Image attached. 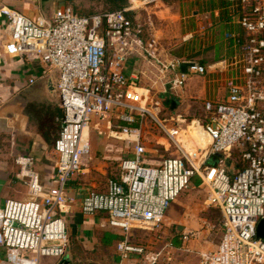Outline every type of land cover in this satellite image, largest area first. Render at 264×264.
<instances>
[{
  "label": "built area",
  "instance_id": "built-area-1",
  "mask_svg": "<svg viewBox=\"0 0 264 264\" xmlns=\"http://www.w3.org/2000/svg\"><path fill=\"white\" fill-rule=\"evenodd\" d=\"M222 1L228 3L231 22L239 26V31L225 33L232 55L208 66L189 62L171 88L182 87L194 75H207L211 67L219 76L215 82L226 93L205 100V119H194L187 127L181 126L185 121L181 115L172 125L168 124L175 121L172 113L160 118L157 109L168 111L165 104L152 94L138 92L145 89L138 87V76L127 74L129 61L142 54L131 8L86 16L68 5L48 19L0 8L9 19L6 52L40 60L44 64L41 77L56 73L63 111L57 117L61 127L52 184L48 187L41 180L32 155L15 159L18 177L27 185V198H7L0 206V264H42L45 257L63 259L67 254L70 235L65 207L74 202L69 183L82 172V157L91 152L84 131L102 117L110 125L113 119L119 123L122 130L116 133L127 136L132 153L120 160L106 190H88L82 196L81 211L106 214L108 225L123 236L118 247L123 258L147 253L145 246L131 241L132 232L159 226L198 174L208 180L225 227L217 248L201 253L200 264H264V239L257 235L264 219V0ZM147 118L165 133L166 149L173 147L177 155L148 158L141 139ZM194 122L211 139L199 154L189 151L181 139L182 130ZM235 150L240 160L230 166ZM161 254L148 255L147 264H163Z\"/></svg>",
  "mask_w": 264,
  "mask_h": 264
},
{
  "label": "rangeland",
  "instance_id": "rangeland-1",
  "mask_svg": "<svg viewBox=\"0 0 264 264\" xmlns=\"http://www.w3.org/2000/svg\"><path fill=\"white\" fill-rule=\"evenodd\" d=\"M58 3L63 6L70 5L76 12L86 16L124 7L131 8L130 16L136 28L140 30L139 50L142 54L132 58L127 64V69L130 72L133 67H136L137 85L145 88L136 90L148 95L152 94L165 104V109L168 111H162L160 108L157 111L161 112L160 118L162 119L169 117L171 113L175 116V121L168 122L170 125L176 124V119L178 120L177 117L180 115V119H185L181 123L182 127H187V123H191L194 119H205L207 115L205 100L207 99L203 100L201 97H191V95H198L195 84L199 83L204 86L206 77L217 80L219 76L218 73L212 72L213 68L209 67V73L204 76L205 78L194 77L193 80H189V85L185 89L191 91L187 93L191 98L184 100L183 103L178 102L175 107H173V99L179 100L180 97L174 92L176 89H172L171 86L179 71L178 63L181 64L183 61L181 57L192 58L195 62L205 66L209 64L207 55L215 54L218 61L229 58V41L225 40V33L239 31V26L231 23L232 17L227 2L222 0H163L144 3L142 0H127L123 7L119 6L115 0H58ZM41 7L46 17L51 15L53 9L51 2ZM165 87L166 90H164ZM45 88L47 93L41 96L39 104L47 107L59 106L58 94L50 92L46 84ZM216 91L214 96L209 97V100L217 99L219 95L226 93L224 87H220L219 84H217ZM55 121L57 130H59L61 123L57 119ZM143 124L141 139L148 148V158L159 160L162 156L178 154L173 147L166 149V146L169 147V142L155 121L147 118ZM119 130L122 128L119 127L117 121L113 119L110 125L108 119L104 117L96 118L91 125L90 144L94 159L90 164L92 167L90 173L95 176L97 184H87L82 192L86 193L89 189L103 190L108 178L118 172L120 157L132 153L131 141L123 142L112 136ZM181 134L186 148L192 153L203 152L210 142V137L196 122L183 129ZM54 149L51 146L48 150L51 165H55L57 157ZM239 160L240 153L235 150L228 163L232 166ZM35 170H37L36 167ZM207 171L209 172L210 169L204 172ZM198 180H200L199 183ZM20 182L24 193L27 194V185L24 180ZM5 201L3 199L0 205L4 206ZM224 230L222 209L218 201L214 200L208 180L202 179L197 174L192 184L166 211L159 226L152 230L139 229L132 232L131 241L145 246L147 252L145 255H136L138 258L136 264H147L146 257L156 252H162L160 261L163 264H200L201 253L214 251ZM70 250L71 264H101L96 261L95 254H87L85 250L77 246L74 249L72 242ZM53 259L45 257L43 261L44 263L45 260L51 262ZM110 259L113 260V257Z\"/></svg>",
  "mask_w": 264,
  "mask_h": 264
},
{
  "label": "crops",
  "instance_id": "crops-1",
  "mask_svg": "<svg viewBox=\"0 0 264 264\" xmlns=\"http://www.w3.org/2000/svg\"><path fill=\"white\" fill-rule=\"evenodd\" d=\"M41 5V0H0V8L7 6L17 9L33 18H49L58 8L63 6L59 5L58 0L53 1L51 3L53 5L52 13L46 17ZM8 20L6 15L0 13V202L11 197L27 198L20 182L23 179L18 177L19 167L15 161L18 155H32L35 158V167L41 180L48 187L52 184L51 178L55 172V165L50 163L51 158L48 150L51 146L55 148L57 134L51 128L57 127L55 120L59 117L57 115L55 118L52 116L53 126L46 124L45 118L50 115L47 111L54 112L56 105L47 107L44 104H39L41 96L47 93L45 80L41 77L44 72V64L38 59H29L25 55L11 56L6 52L5 45L9 39L7 34ZM228 43V56L230 57L234 49L231 42ZM228 52L226 53L228 54ZM206 58L208 65L218 61L215 54L207 55ZM181 59L183 61L181 64L178 63V72L187 70L189 62H195L192 58L181 57ZM127 72L128 75L136 74L137 69L133 67L130 72L127 69ZM194 77L204 76L194 75L182 87L176 88L174 92L180 97L178 102L183 103L184 100L191 97L209 99V97L214 96V92H217L218 83L212 78L204 77L208 83L205 82L204 86L196 83L195 88L198 95L194 94V96L188 97L187 93H191V91L185 88L189 85V80H193ZM31 79H34L33 83H31ZM42 123L44 132L50 137L48 139L41 132ZM112 136L123 142L126 141L125 138L127 137L126 135H118V133H114ZM93 159L94 156L91 152L89 155H84L81 159L82 172L69 183L68 193L74 199V202L65 207L70 246L72 242L74 249L77 246L79 249L85 250L87 254H95L96 261L101 264H110L111 262H113L112 264H136L138 258L135 254H131L127 258L122 257L118 248L121 239L113 237L122 236L121 231L108 225L105 213L86 215L81 211V199L85 194L82 191L87 184H97L95 176L90 173L92 172L90 164ZM107 181L101 191L106 190ZM112 257L113 260L110 259ZM68 259L69 264H71L70 255ZM62 260L54 258L51 262L45 260V263L42 260V264H66L62 263Z\"/></svg>",
  "mask_w": 264,
  "mask_h": 264
},
{
  "label": "water",
  "instance_id": "water-1",
  "mask_svg": "<svg viewBox=\"0 0 264 264\" xmlns=\"http://www.w3.org/2000/svg\"><path fill=\"white\" fill-rule=\"evenodd\" d=\"M53 1H55V0H41V3L43 5L45 3L48 4L49 2L52 3ZM42 78L45 80V84H46L47 89L50 92H54V93L56 92L58 94L57 89H56V80H57L56 73L55 72L50 73L49 75H47L45 77H42ZM177 103H178V100L177 99H173V107H175ZM211 162L214 163L215 160L212 159ZM257 235H258L259 238H263L264 239V219H262L260 221V223L258 224ZM69 255H70V247L68 249L67 254L63 257L62 263L69 264V262H70L69 259H68Z\"/></svg>",
  "mask_w": 264,
  "mask_h": 264
},
{
  "label": "trees",
  "instance_id": "trees-1",
  "mask_svg": "<svg viewBox=\"0 0 264 264\" xmlns=\"http://www.w3.org/2000/svg\"><path fill=\"white\" fill-rule=\"evenodd\" d=\"M117 3H118V5L119 6H121V7H123L124 5H125V3H126V1L127 0H115ZM40 111H42V110H40ZM47 113L48 114H50V115H47L46 116V118H45V123L46 124H48V125H50V126H53V123H52V120H53V117L52 116H54V118H55V116L57 115V116H62L63 115V111H62V109H61V107H59V106H55L54 107V112H51V111H47ZM44 123V122H43ZM43 123L41 124V132L46 136V138L48 139V138H50L49 136H48V134L46 133V132H44V129H43ZM54 127V128H53ZM51 129H53V130H55V132H56V139L58 138V136H59V131H60V129L59 130H57V127L56 126H53ZM57 131H58V133H57ZM56 142V141H55ZM198 183L200 182V180H198L197 181ZM114 238H122V236H119V235H116V237L115 236H113Z\"/></svg>",
  "mask_w": 264,
  "mask_h": 264
},
{
  "label": "bare ground",
  "instance_id": "bare-ground-1",
  "mask_svg": "<svg viewBox=\"0 0 264 264\" xmlns=\"http://www.w3.org/2000/svg\"><path fill=\"white\" fill-rule=\"evenodd\" d=\"M83 139H84V141H90V139H91V131H90V128H86L85 129V131H84V135H83ZM210 142H211V139H210ZM209 142V143H210ZM209 145V144H208ZM214 171L212 170V173H213ZM212 173H210V175L212 174Z\"/></svg>",
  "mask_w": 264,
  "mask_h": 264
}]
</instances>
